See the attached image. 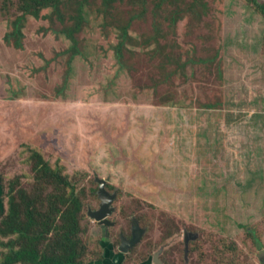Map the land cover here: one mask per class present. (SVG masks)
<instances>
[{
	"label": "rangeland",
	"instance_id": "374dc122",
	"mask_svg": "<svg viewBox=\"0 0 264 264\" xmlns=\"http://www.w3.org/2000/svg\"><path fill=\"white\" fill-rule=\"evenodd\" d=\"M100 7L0 2L5 207L26 194L44 213L78 198L82 264H112L133 219L147 233L122 264H263L264 12L250 0ZM23 143L64 180L34 170ZM96 179L115 194L111 227L86 214L99 207ZM60 215L42 241L61 235ZM185 233L198 235L187 258ZM12 239L0 232V264Z\"/></svg>",
	"mask_w": 264,
	"mask_h": 264
},
{
	"label": "trees",
	"instance_id": "16d2710c",
	"mask_svg": "<svg viewBox=\"0 0 264 264\" xmlns=\"http://www.w3.org/2000/svg\"><path fill=\"white\" fill-rule=\"evenodd\" d=\"M55 0H0L5 6L10 3H16L17 7L22 12H32L38 10L40 7L50 4ZM98 2L99 6L102 5L101 9L110 5L111 0H95ZM122 1V0H118ZM254 6L261 12H264V5L260 4L257 0H250ZM120 27V25L118 26ZM120 50H118V54ZM20 146L22 152L29 154L30 164L33 162L34 170L41 169L49 174H54L56 180H64L60 172L53 173L54 170L50 165L43 159L42 155L36 151L35 147L28 144L26 148ZM21 152V153H22ZM4 177L0 173V184L3 186ZM13 183V181H11ZM10 185L12 186V184ZM21 199L18 201L14 197L9 199L7 203L8 206L3 210H0V215L4 219L0 222V232L5 230L8 236L13 237L11 241L10 248H15L14 243L18 246L11 255H6L4 262L2 264H15L16 262H29L32 264H82V253L83 248L79 244V216L81 209V202L78 198L72 197L70 203L64 199L51 200L52 204L48 211L44 212L36 207L34 199L27 196L26 194L21 195ZM61 212L59 222H65L63 224L67 225L62 227L59 225L58 230H61V235H57V238H46L42 241L43 232L52 231V225L49 223L53 222L56 215ZM23 213V215H22ZM43 217L47 223L43 222V229L40 232L37 231L35 227L38 226L37 217ZM26 224L23 227V219ZM106 226V225H104ZM111 227V226H106ZM255 243L259 245L258 240L254 239ZM42 241V243H41ZM190 250V249H189ZM108 252V253H107ZM109 250L103 252L101 257L109 258ZM102 259H99V261ZM112 264H122V258H114V253L111 257Z\"/></svg>",
	"mask_w": 264,
	"mask_h": 264
},
{
	"label": "water",
	"instance_id": "95a60500",
	"mask_svg": "<svg viewBox=\"0 0 264 264\" xmlns=\"http://www.w3.org/2000/svg\"><path fill=\"white\" fill-rule=\"evenodd\" d=\"M96 183L98 184V189L96 191L97 197L100 201L99 207L97 210H87V216L90 219H93L98 224L110 226L112 223L108 221V216L111 215L113 212V207L111 206L113 200L115 199V194H109L105 188V180L103 179H96ZM3 195V189L2 185L0 184V210H3L4 208V202L2 200ZM144 234V230L138 228L137 225H134L132 230V237L129 241H126L125 238L121 235L120 236V245L118 246V251L122 253H126L127 247L136 245L139 241L141 236ZM190 235V233L184 234V243L187 246L190 242V240H195L198 235ZM188 249L186 247V255H187Z\"/></svg>",
	"mask_w": 264,
	"mask_h": 264
},
{
	"label": "flooded vegetation",
	"instance_id": "af4514ba",
	"mask_svg": "<svg viewBox=\"0 0 264 264\" xmlns=\"http://www.w3.org/2000/svg\"><path fill=\"white\" fill-rule=\"evenodd\" d=\"M98 185V184H97ZM104 188H105V190L107 191V189H106V182H105V185H104ZM97 189H98V186H97ZM96 189V190H97ZM108 192V191H107ZM109 193V192H108ZM109 194H112V193H109ZM87 214V213H86ZM134 225H137L138 226V228H140V229H142V230H144V234L141 236V238H140V241L136 244V245H133V246H130V247H127V251H126V253H122V252H119L118 251V246L120 245V236L122 235L124 238H125V240L126 241H129L130 239H131V237H132V230H133V227H134ZM110 226H112V224L110 225ZM148 231H149V228H148ZM146 233H147V229L146 228H144V227H142L141 225H139V222L137 221V220H131V223H130V225L128 226V234L127 235H123V234H120L119 235V240H118V246L116 247V249H117V253H115V255H114V258H122V259H124V256H126L127 255V258H128V260L129 261H131V260H133L135 257H137L138 256V254H139V250H140V248H139V245L142 243V241H143V237H145V235H146ZM192 233V232H191ZM190 233V235H192ZM197 239V238H196ZM190 241H192V240H190ZM190 243V242H189ZM185 245V244H184ZM257 245V244H256ZM257 246H259V245H257ZM186 247H187V249H188V252H187V255H186ZM188 253H189V244L186 246L185 245V258H187L188 257ZM187 256V257H186ZM154 256H153V260H154ZM133 262H134V260H133ZM143 263V262H142ZM141 263V264H142ZM156 263L157 264H162V262L160 261V262H157L156 261ZM262 263L264 264V259H262ZM147 264H150V263H147Z\"/></svg>",
	"mask_w": 264,
	"mask_h": 264
}]
</instances>
